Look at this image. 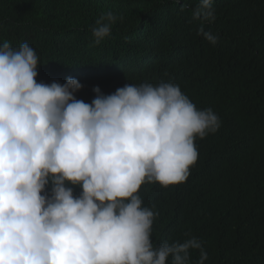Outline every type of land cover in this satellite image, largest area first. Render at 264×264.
<instances>
[{
    "label": "clouds",
    "instance_id": "1",
    "mask_svg": "<svg viewBox=\"0 0 264 264\" xmlns=\"http://www.w3.org/2000/svg\"><path fill=\"white\" fill-rule=\"evenodd\" d=\"M192 19L215 46L218 35L204 30L216 19L213 0H199ZM116 20L100 15L94 44ZM39 65L27 42L0 44V264H205L194 236L153 244L158 213L138 190L184 183L198 160L195 140L217 132L218 115L163 81L107 95L94 87L86 103L75 78L38 82Z\"/></svg>",
    "mask_w": 264,
    "mask_h": 264
},
{
    "label": "trees",
    "instance_id": "2",
    "mask_svg": "<svg viewBox=\"0 0 264 264\" xmlns=\"http://www.w3.org/2000/svg\"><path fill=\"white\" fill-rule=\"evenodd\" d=\"M198 2L0 0V44L27 42L39 57L37 81L75 78L83 85L76 98L86 103L94 87L107 95L163 81L178 84L198 109L211 108L221 125L195 140L188 179L138 190L158 213L152 242L194 236L205 264H264V0H213L216 19L204 30L218 35L215 46L197 35ZM108 11L117 16L111 35L94 44L91 28Z\"/></svg>",
    "mask_w": 264,
    "mask_h": 264
}]
</instances>
